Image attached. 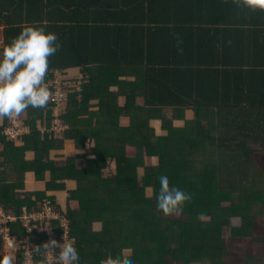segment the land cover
<instances>
[{
  "label": "trees",
  "instance_id": "16d2710c",
  "mask_svg": "<svg viewBox=\"0 0 264 264\" xmlns=\"http://www.w3.org/2000/svg\"><path fill=\"white\" fill-rule=\"evenodd\" d=\"M25 25L58 35L45 83L69 94L59 117L50 101L24 112L17 140L6 134L12 120H0L11 234L24 236V210L50 200L79 264L127 249L135 264H264V13L237 15L221 0H0V52ZM75 72L81 84L63 78ZM30 174L44 190H27ZM161 175L193 194L179 217L156 208ZM64 191L65 211L55 195ZM45 238L34 231L29 241ZM34 264L45 255L35 251Z\"/></svg>",
  "mask_w": 264,
  "mask_h": 264
},
{
  "label": "clouds",
  "instance_id": "9594fccd",
  "mask_svg": "<svg viewBox=\"0 0 264 264\" xmlns=\"http://www.w3.org/2000/svg\"><path fill=\"white\" fill-rule=\"evenodd\" d=\"M224 6L237 10V15L247 11L264 13V0H221ZM231 44V41H227ZM62 47L59 37L54 32L46 31V26L25 25L11 38V42L0 52V120L19 118L29 108L45 109L51 93L45 83L49 69V58ZM220 47V45H218ZM159 190L155 193L156 208L164 217H179L184 207L190 203L193 194L171 186L166 175L158 177ZM200 222H208L204 213L197 215ZM239 217L230 218L234 227L241 226ZM59 249L56 259L59 264H79L80 256L74 241L63 238V243L55 239L37 246L38 253L46 254ZM132 250H122L115 258L111 255L100 264H135L131 258ZM0 264H14L12 255L4 256Z\"/></svg>",
  "mask_w": 264,
  "mask_h": 264
},
{
  "label": "built area",
  "instance_id": "2783aa9c",
  "mask_svg": "<svg viewBox=\"0 0 264 264\" xmlns=\"http://www.w3.org/2000/svg\"><path fill=\"white\" fill-rule=\"evenodd\" d=\"M56 84L57 88H55V93L50 102L55 106H59L63 104V100L57 99V97H61V93L65 91L61 89V83L56 81ZM12 125V127L6 130V134L12 139L17 140L24 130L21 128L18 118L12 120ZM55 125L57 131L66 129L59 120H56ZM16 221L17 217L0 208V251H12L17 253L16 256L13 255L14 264H34L36 246L35 243L29 241V238L30 235L34 233L35 229H38V226L43 229L39 230L38 233L42 232L46 235L41 246L52 239H55L58 243H63L64 237L73 241L70 236L68 220L65 217L63 218L62 215L56 211V208L50 200H44L40 204V210L37 212L28 213L24 210L21 216L22 226L26 229V234L24 236H14L11 234L10 223ZM55 221H59V223L55 224ZM33 226L35 227L34 230L32 229ZM58 251L59 249H53L44 254L46 264L59 263L56 259ZM18 256H21V262H18Z\"/></svg>",
  "mask_w": 264,
  "mask_h": 264
},
{
  "label": "rangeland",
  "instance_id": "374dc122",
  "mask_svg": "<svg viewBox=\"0 0 264 264\" xmlns=\"http://www.w3.org/2000/svg\"><path fill=\"white\" fill-rule=\"evenodd\" d=\"M3 41H4V39H3V33H2V29H0V48L3 46ZM75 73H77V74H74L73 76H68L67 75V73H66V75L65 76H63V78L65 79V80H67V81H75V83H79V84H81V81H82V75L81 74H79L78 72H75ZM62 79V78H61ZM59 83H60V81H58ZM69 85H71L70 83H69ZM72 87V86H71ZM80 86L79 85H77L75 88H77V90H79L80 88H79ZM69 94V90H68V88H67V90L65 91V92H63V93H61V97L59 96V97H57V99H61V100H63V104H60L59 106H57L56 107V109H55V111H56V113L54 114V116H57V117H59L61 114H65L66 113V97H67V95ZM53 97V94H51V96H50V99H49V101H51V98ZM49 103V102H48ZM121 103H122V101L121 102H119V105H121ZM58 109V110H57ZM94 110H96V109H94ZM155 127H158V125L155 123V124H153ZM176 126H178V127H182L183 126V123H180V124H176ZM92 146H93V144H92ZM89 147V146H88ZM68 149H71L72 148V146H71V144H68V147H67ZM257 148H261L262 150L261 151H259L260 152V155H259V158H263V155H264V148H262V147H257ZM69 151V150H68ZM57 153H55V152H52L51 153V158L53 159V160H55L56 162H57V164H59V165H61V164H63V161L64 160H59V159H56V157H55V155H56ZM27 158H29V159H31L32 158V156L30 155V154H28L27 155ZM261 160V159H260ZM262 161L263 160H261V164L264 166V163H262ZM148 162H150L151 164H153L154 163V161H151V160H148ZM113 170H115V162L114 161H112L111 163H110V166H109V168L107 169V170H103L102 171V173H103V176H105L108 172H110V171H113ZM143 172H142V169H139L138 170V174L139 175H141ZM27 178H29V179H31L32 181H34L35 180V178L33 177V175H29ZM26 181H30V180H26ZM36 183H40V182H36ZM35 187H38V189H40V190H44L45 189V183H43V182H41V184L40 185H35ZM73 188H75V184H73L72 182H69L68 183V190H70V189H73ZM150 194V193H149ZM55 195H56V200H57V204H59L60 206H61V208H62V210L63 211H65V208H67V202H66V198L68 197V192L67 191H64V192H58V193H55ZM72 206H74V204L72 203L71 204ZM32 229L34 230L35 229V227L33 226L32 227ZM39 230H43V229H41V227L40 226H38V229H35V231H39ZM42 233V232H41ZM223 234L225 235V236H228L229 234H230V230H229V228H224L223 229ZM263 252V248L262 247H257V249H256V254L257 255H260L261 253ZM17 255V253H15V252H8V251H0V260H2L3 259V257L2 256H8V255Z\"/></svg>",
  "mask_w": 264,
  "mask_h": 264
},
{
  "label": "crops",
  "instance_id": "0c3cea01",
  "mask_svg": "<svg viewBox=\"0 0 264 264\" xmlns=\"http://www.w3.org/2000/svg\"><path fill=\"white\" fill-rule=\"evenodd\" d=\"M21 126V125H20ZM24 132V131H23ZM29 176V175H28ZM27 176V177H28ZM27 180H30V181H26V186H27V190L28 191H34V190H40L38 189V187H35V185H40V183H36L35 181H32L31 179L27 178ZM14 255V254H13ZM12 255V256H13Z\"/></svg>",
  "mask_w": 264,
  "mask_h": 264
}]
</instances>
